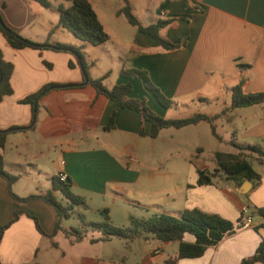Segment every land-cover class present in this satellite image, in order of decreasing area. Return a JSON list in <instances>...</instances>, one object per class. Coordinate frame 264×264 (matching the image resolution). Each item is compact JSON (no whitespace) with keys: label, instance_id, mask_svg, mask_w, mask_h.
I'll use <instances>...</instances> for the list:
<instances>
[{"label":"crops","instance_id":"obj_1","mask_svg":"<svg viewBox=\"0 0 264 264\" xmlns=\"http://www.w3.org/2000/svg\"><path fill=\"white\" fill-rule=\"evenodd\" d=\"M48 1L50 6L43 7L35 0H0V14L8 28L36 44H48L43 49H14L0 31L3 60L13 65V93L0 100V130L8 132L0 155L4 169L19 177L12 192L19 198L43 196L53 187V178L63 172L73 183L71 192L84 198L88 211L98 198L103 202L110 200L113 205L137 204L134 206L148 212L177 217L195 208L219 214L232 222L234 231L208 247L201 258L174 264H242L252 258L264 241V165L256 170L261 174L260 181H250V186L244 180L239 184L220 181L202 187L196 184V169L208 167L193 161L192 152L183 149L182 144H174L177 153L183 155L176 184L169 187L155 175L145 177L139 172L143 166L139 164L137 168L126 157L140 146L147 148L150 144L152 151L157 146L160 149L167 143L163 135L168 129L151 138L150 122H145L137 111L119 109L114 101L98 94L91 84L85 83L81 59L71 50L56 48V44L79 50L90 78L108 75L107 83L103 82L107 88L127 82L121 75L123 70L146 72L152 84L174 104L169 109L161 107L139 79L134 81L130 96L146 99L149 108L163 118H180L169 116L181 114L182 109L190 116L205 113L210 117L226 109L223 119L231 126L232 117L243 110L246 122L242 136L255 138L250 139L264 149V104L229 109L231 89L243 78L245 92L264 91V0H127L143 26L161 20L170 22L161 35L174 44L185 41L183 47L174 51L164 50L149 35L129 27L125 17L117 13L124 7V0H115L117 8L103 18L95 4L106 9L109 0H89L109 36L106 43L95 46L74 36V40L67 35L59 38L55 34H64L65 29L55 28L58 7H66L70 1ZM240 65L249 68L242 69ZM114 72L117 76L111 80ZM48 85L55 87L45 91L34 105L20 102ZM115 112L114 127L107 130ZM250 117L256 122L250 123ZM33 118L35 124L31 128ZM141 128L145 136L140 134ZM169 170H164V174L168 175ZM7 184L0 177V264H165L177 257L176 242L150 238L145 242L148 249L140 258L130 260L125 255L119 263L112 262L114 257L104 258L97 249L113 239L92 243L102 235L95 231L70 242L62 230L55 233L59 216L52 205L41 198L19 202L10 195ZM55 195L62 198L59 192ZM245 205L253 218L248 227L239 225ZM83 209L76 208V214L84 215ZM17 210L19 218L12 222ZM75 218L73 226L67 227L66 221L74 217L62 220L61 225L64 229L78 226L77 215ZM36 221L47 236L40 233ZM134 242L126 243V248L131 250Z\"/></svg>","mask_w":264,"mask_h":264},{"label":"trees","instance_id":"obj_2","mask_svg":"<svg viewBox=\"0 0 264 264\" xmlns=\"http://www.w3.org/2000/svg\"><path fill=\"white\" fill-rule=\"evenodd\" d=\"M35 1L40 3L43 7H49L51 4L48 0ZM68 1H70V5L66 7H58L59 21L57 27L55 28L65 29L71 32L76 39L91 43L95 46H100L106 43L109 40V36L105 32L104 26L100 22L96 11L92 7V3L89 0ZM124 1V7L119 9L117 13L124 16L127 22L136 27L139 31H141V33L147 34L153 38L164 50L174 51L185 45V41L182 44H174L161 35V31L169 25V21L161 20L154 24L143 26L137 16L133 13L132 6L129 2L127 0ZM0 31L7 42L14 49H43L46 45H48L47 43L36 44L27 40V38L22 37L20 34L6 26L1 15ZM56 48L71 50L81 59L87 83L91 84L98 94L104 95L108 99L114 101L119 109L128 108L137 111L141 114L145 122H150L151 138H157L161 131L168 128L183 129L188 126L205 122L211 126L210 130L212 135L216 139L221 140L215 129V122L218 120L220 114L210 117L205 115V113H195L187 118L182 117L166 119L153 112L147 105L146 99L132 98L130 94L133 90V83L139 79L144 82L146 90L157 98L161 107L169 109L174 104L172 99L167 98L158 87L152 84L149 79V75L146 72L136 69L123 70L121 75L127 80V82L122 85H115L112 88H107L104 86L103 81L108 75L95 80L90 78L87 73V66L83 62L79 50L64 44H56ZM239 67L242 69L249 68V65H240ZM12 71L13 65L3 60L0 52V100L4 96H9L13 93L11 86ZM244 83H246V80L243 78L235 87L231 89V105L229 109L235 110L248 106L264 104V91L255 93L245 92L243 90ZM54 87L55 85H48L41 92L28 96L20 102L34 105L35 101H37L45 91ZM115 120L116 112L112 114L110 121H108V125L106 126L107 130L114 127ZM34 124L35 120L33 118L31 128H33ZM140 134L142 136L146 135L143 128H141ZM7 137L8 132L0 130V147H4ZM232 145L239 150L238 153L234 154L216 151L213 154L214 162L216 164V168L213 172L197 167L196 184L198 186L205 187L215 185V180L220 178V174L223 175L222 181L225 182L232 181L239 184L244 180L251 182L260 181L261 174L255 170L252 162L249 157L246 156L245 152L249 151V153H254L259 157H264V149L262 146L256 144L253 146L250 144L240 145L235 142H233ZM201 151L202 148L197 149L198 153ZM3 161L4 158L0 155V177L4 178L8 182L7 187L10 195L19 200V202H26L33 198H41L48 204L52 205L56 209L59 216L55 233L62 230L66 238L72 243L83 239L87 234L95 231L101 232L102 235L99 239L91 240L92 243L119 239L128 244L138 239L149 238L159 242H176L179 245L177 257L170 258L165 262V264H174L183 259L201 258L205 254L208 247L216 245L219 241L223 240L234 231L232 222L225 220L221 215L215 213H205L197 208L185 210L179 217L169 214H153L147 217L135 218L132 215H129L128 219L130 225L128 228L116 227L110 224L109 208H104L100 212L103 217V221L88 222L86 221L85 216L79 213L76 214L79 219V225L70 227L69 229H64L61 225L62 220H69L74 217L76 208L84 207L87 210L84 198L71 192V188L73 187L72 181L69 178L67 181H61L58 177H54L53 187L45 195H32L27 198H19V196L12 192V185L19 177L8 173L4 169ZM260 164L264 165V162ZM55 192H59L62 198L59 199L55 195ZM262 214L264 215V212H262ZM19 215L20 212H18V210L15 211L12 222L19 218ZM36 224L40 233L47 236L43 233L37 221ZM189 237L193 238L191 242L187 241ZM48 238H52V235H48ZM53 244L54 246H57L55 243ZM256 263L264 264V241L259 244L257 252L252 258L242 262V264Z\"/></svg>","mask_w":264,"mask_h":264},{"label":"rangeland","instance_id":"obj_3","mask_svg":"<svg viewBox=\"0 0 264 264\" xmlns=\"http://www.w3.org/2000/svg\"><path fill=\"white\" fill-rule=\"evenodd\" d=\"M96 9L97 12H99V15L101 18H103V15H106L107 17L113 14V10L117 8V3L115 0H109V5L106 9H101L99 7L98 3L96 2ZM1 15V14H0ZM2 17V16H1ZM3 19V18H2ZM104 20V19H103ZM105 24H107L106 20H104ZM110 26V25H107ZM129 26V25H127ZM130 28H134V26L130 25ZM57 31V30H54ZM59 38H65L66 35L69 37H72V40H74L73 35L70 32H67L64 30V34H61L60 32H57L55 34ZM22 36V35H21ZM23 37V36H22ZM26 38V37H24ZM72 46V45H69ZM74 48V46L72 47ZM82 50V49H81ZM108 61V60H106ZM104 76V75H103ZM102 76V77H103ZM116 73L114 72L113 75L111 76V80H114L116 77ZM108 77H105L104 83H107ZM169 98L168 96H166ZM170 99V98H169ZM204 110V109H203ZM206 110V109H205ZM203 112H206V111ZM222 110L219 114L220 116L218 117V120L215 122V129L217 134L220 136L221 140L216 139L210 130V125L205 122H201L197 125H192L188 126L184 129L180 130H175L174 128H168V131H166L165 135V140L167 143L170 142L169 145H161L160 149L157 147L153 148V151L151 149V145L143 147L140 146L136 150H133L132 153L133 155L131 157H126L128 161H134L135 166L137 168L140 166H143L140 168L139 172H141L145 177H150L151 175L157 176L156 178L159 180H162L164 184H167L169 187L174 186L176 183H174L177 180V176L181 173V166H183V155L181 156L180 154L177 153V147L178 144H182L183 149H189L190 152L193 154V161H196L199 164L208 167L207 170L210 172H213L214 169L216 168V164L214 162V156L213 154L216 151H222L226 153H238V149L233 147L232 143L235 142L240 145H255L256 140L252 139H246L245 137L242 136V130L245 128L244 123L246 122L243 116H245V113L243 110H238L236 114L232 117L234 119V124L231 126L227 123L224 122V115L227 112L226 109H220ZM181 114H171L172 116L169 117H180V118H186L187 116H190L189 113H185L186 109H182ZM174 112V111H173ZM172 112V113H173ZM207 113V112H206ZM250 123H255L253 119L250 117L248 120ZM247 121V122H248ZM237 131V134L233 133V131ZM173 136V138H171ZM247 143V144H244ZM176 144V146H174ZM258 145V144H256ZM176 147V148H175ZM174 148V149H172ZM203 148L202 153H198L197 149ZM166 149H169V151H166ZM163 150V151H162ZM246 156L249 157L250 161L252 162L255 170H257L260 167V163L264 162V157H259L254 153H249V151H246ZM172 154V155H171ZM171 155V156H170ZM178 165L180 167H178ZM199 165V166H200ZM169 168L170 172L169 174H164V170ZM179 168L180 170H178ZM176 171V172H175ZM173 174V175H171ZM222 176L219 175L220 178H217L215 182H220L222 181ZM137 205V204H134ZM130 203H116L113 205L110 200H107L106 202H103L101 199H95V201L92 203V209L91 210H86L83 209L82 207V213L86 217V221L88 222H101L103 221V217L101 216L100 212L104 208H109L112 213H109L110 215V224L116 227H121V228H128L130 223H129V215H132L135 218H142V217H147L149 215L155 214L154 211H146L144 209H141L140 207H136ZM95 206V207H94ZM109 206V207H105ZM76 213L74 214V219H71L69 222L66 221V226L69 227L70 225L73 226L74 220H77L75 218ZM149 239H140L135 241L131 245V250L126 248V242L123 240L119 239H113L112 242L104 243L99 248L97 249L98 251L100 250L103 252L104 258L105 256L107 257H114L112 262L119 263V261L127 255L130 257V260H136L137 258H140L146 250L148 249V243L147 242ZM153 243V242H152ZM150 247L152 248V244H150ZM110 262H106V264H109Z\"/></svg>","mask_w":264,"mask_h":264},{"label":"built area","instance_id":"obj_4","mask_svg":"<svg viewBox=\"0 0 264 264\" xmlns=\"http://www.w3.org/2000/svg\"><path fill=\"white\" fill-rule=\"evenodd\" d=\"M58 178L61 181H67V179H68L66 173H63V172L58 174ZM241 214H242V219L240 220L239 225L245 226V227L250 226L252 224V220H253V218L250 214V208L247 207L246 205L243 206L241 208ZM262 224L264 225V220L262 221Z\"/></svg>","mask_w":264,"mask_h":264},{"label":"water","instance_id":"obj_5","mask_svg":"<svg viewBox=\"0 0 264 264\" xmlns=\"http://www.w3.org/2000/svg\"><path fill=\"white\" fill-rule=\"evenodd\" d=\"M84 79H85V83H87V80H86L85 75H84ZM34 111H35V112L37 111L36 104H35V106H34ZM246 183H247V185L250 186V181L246 180Z\"/></svg>","mask_w":264,"mask_h":264}]
</instances>
